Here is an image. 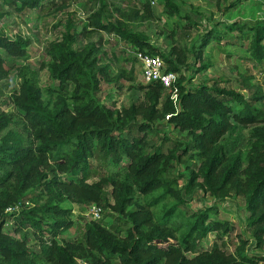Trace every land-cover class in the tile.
<instances>
[{
    "label": "rangeland",
    "instance_id": "1",
    "mask_svg": "<svg viewBox=\"0 0 264 264\" xmlns=\"http://www.w3.org/2000/svg\"><path fill=\"white\" fill-rule=\"evenodd\" d=\"M37 1L30 5L19 0H0V35L13 40L20 38L25 43L27 55L26 58L7 55V71L0 72V112L13 115L12 126L23 130L24 120L16 115L20 111L13 102V95L20 92L21 86L19 65H27L35 84L41 86L44 96H47L48 88L54 81L45 65L46 47L60 37L68 18L73 20L78 33L84 28H94L95 33L90 39L80 34L76 37V48L85 52L88 44L95 43L96 50L92 56L97 57L96 93L101 102L112 111L113 116L122 114L124 109L129 110L132 105L136 107L138 119L145 122L146 128H134L133 132L137 136L144 135L146 140H152L146 143L147 150H154L158 146L165 154L180 156L179 161L171 158V163L165 168L176 178L177 187L186 198L181 208L186 211H203L209 206L208 219L221 221L219 229L208 230L205 235L197 237L191 249L179 246V237L175 231L176 237L169 242L158 241L159 246L174 245L179 250L162 254L156 264H174L181 256L193 260L192 257L197 253L212 248L224 257L237 256V248L242 244L245 255L253 258L256 264H264V202H253L254 208L249 207L250 189L245 170L250 166L249 158L253 148H259L255 147V143L264 140V41L262 57L257 56L251 45L256 27L264 25V0H239L234 5H230L232 0H170L176 5L173 14L168 13L169 7L164 0ZM132 10L134 15L130 17ZM100 24H113L114 28H97ZM118 26L143 34L158 51L143 49V52L160 56L167 65L164 57L176 62L179 66V81L186 90L194 91L206 86L208 91L220 95L217 92L220 88H234L257 108L258 116L253 121H239L234 117L238 113L235 101L227 100V105L232 109L228 111L229 124L220 142L228 155L239 152L242 157L241 170L232 178L227 195L222 197L209 194L201 186L198 174L202 160L196 155L201 147L195 146L198 144L195 138L197 130L180 129L178 124L169 120L170 113L144 117L147 115L144 91L149 82L140 72L139 58L133 45L119 37L115 30ZM246 76H250V84L253 85H244ZM167 92V89L161 91L160 106ZM173 100L177 108L183 105L181 94H176ZM199 100L194 96L189 103L201 108L203 112H214L215 108L211 109ZM166 136L169 139H164ZM177 141L178 147L172 149ZM184 146H187L185 153H180ZM211 148L206 145L204 150ZM92 150L93 153L87 157L89 171L84 181L90 184L102 176L107 180L104 181L99 200L85 195L83 199L69 197L60 202L68 209L70 223L67 226H59L55 232L50 225L53 220H44L39 229L27 224L21 228L20 212L25 206L33 205L34 198L41 196V183L31 185L18 199L0 210L3 220L1 231L7 238L17 240L24 248L36 253L37 264H56L43 257V244L51 239L60 243L70 241L78 250L74 256L77 264L81 261L91 264H122L115 254L88 253V250L94 249L86 237L85 223L96 221L119 238H124L126 231L134 226L135 221L116 208L115 193H118L119 185L110 181L112 177H117L119 163L125 165L130 162V158L122 154L119 162H116L115 155L104 152L103 156L97 148ZM190 154L194 157H189ZM186 159L190 160L188 168ZM49 162L50 166L54 164L51 158ZM126 168L120 170L126 171ZM56 173L62 176L63 181H68L70 177L69 173L62 170H56ZM77 176H82V173H77ZM133 188V199L126 206L131 211L141 207L147 200V195L136 185ZM43 197L38 200L41 201ZM94 207H100V210L96 212ZM155 208L158 210L160 206ZM146 256H151V253Z\"/></svg>",
    "mask_w": 264,
    "mask_h": 264
},
{
    "label": "trees",
    "instance_id": "2",
    "mask_svg": "<svg viewBox=\"0 0 264 264\" xmlns=\"http://www.w3.org/2000/svg\"><path fill=\"white\" fill-rule=\"evenodd\" d=\"M34 5L37 0H19ZM170 14L176 11V5L170 0H164ZM239 0H232L234 5ZM134 15L132 10L130 17ZM129 16V14H128ZM71 18L66 20L60 37L46 47V67L54 83L48 88V95L36 85L29 68L19 65L21 76L20 92L14 93L13 102L17 105L23 118V130L12 126L13 115L0 112V210L8 203L18 199L22 192L36 183L43 184L40 201L34 198L31 206H25L20 212L21 228L27 224L39 229L44 220H53L50 225L54 230L59 226H67L68 209L60 204L65 198L76 197L99 200L103 192L104 176L88 184L85 177L89 171L87 157L97 148L100 153L115 155L116 162L124 154L130 162L119 163L117 177L111 182L118 186L116 208L128 214L134 226L126 231L124 238L116 237L96 221L85 223V234L94 250H88L90 255L99 252L115 254L122 264H156L162 254L179 250L174 245L163 247L176 234L179 246L191 249L197 237L206 234L208 230L221 227L220 220L208 219L210 207L205 210L186 211L181 208L185 196L178 188L176 178H173L165 166L173 158L179 161L177 154H165L157 146L147 150L144 135L134 134V128H146L145 122L138 119L136 107L117 113L105 107L97 95L98 75L97 57L92 56L95 43L88 44L83 52L76 48V37L80 34L90 39L95 29L76 31ZM97 28L111 29L113 24H100ZM119 37L133 45V50L143 52V49L158 52L143 34L134 33L123 26L115 28ZM251 44L258 57L263 56L262 41H264V25L257 26ZM145 53V52H143ZM7 55H18L26 58L25 43L19 39L13 40L0 35V72L7 71ZM167 69L179 72V66L171 58L164 57ZM8 63V62H7ZM9 65V64H8ZM250 76L244 77V85L250 86ZM145 89L144 100L146 118L170 113L169 120L174 121L180 129L197 130L195 138L201 147L196 152L202 164L199 168V178L203 190L212 195L225 196L229 193V184L241 170L242 157L239 152L228 155L220 142L228 127V111L232 107L227 100L235 101L238 113L234 114L239 121H253L257 117V108L246 101L242 92L234 88H220L214 94L206 86L194 91L186 90L179 81V74L173 86L176 94H181L183 105H174L172 88H164L158 81H150ZM169 90L161 106V91ZM194 96L205 102L214 112H203L196 105L189 103ZM136 108V109H135ZM164 139H169L168 136ZM178 141L172 145L178 147ZM206 145L212 146L204 150ZM250 153V166L247 171V183L250 189L249 207L254 208L253 202H264V140L257 141ZM185 147V148H184ZM180 153L186 151L184 146ZM189 157H194L190 154ZM188 157V158H189ZM54 160L51 164L49 159ZM188 168L189 159H186ZM49 165V166H48ZM126 171H121L126 167ZM121 168V170H120ZM56 170L69 173L68 181H63ZM81 172L82 176H77ZM52 173L51 176L49 174ZM147 195V200L138 209L127 210V204L133 199L134 186ZM84 190V191H82ZM140 204V203H139ZM160 206L157 210L155 207ZM146 211H145V210ZM208 219V220H207ZM0 217V264H37V254L24 248L20 242L7 238L1 231ZM173 223V226H170ZM175 231V233H174ZM56 232V230H55ZM26 239V236H24ZM243 244L237 248V256H226L217 250L201 251L193 256V260L181 256L174 264H256L253 258L243 252ZM70 242L60 243L54 239L43 244L44 259L56 264H77L74 256L78 250ZM213 250V251H212ZM32 255L31 257L29 254ZM151 253V256H146ZM225 258L226 260H224Z\"/></svg>",
    "mask_w": 264,
    "mask_h": 264
},
{
    "label": "built area",
    "instance_id": "3",
    "mask_svg": "<svg viewBox=\"0 0 264 264\" xmlns=\"http://www.w3.org/2000/svg\"><path fill=\"white\" fill-rule=\"evenodd\" d=\"M137 58H139L140 72L143 78L147 81H158L164 88H172L171 96L176 95V87L173 86L178 77V72L174 70H168L166 62L158 55L137 52ZM94 210L98 212L100 207H94ZM80 264H91L87 261H81Z\"/></svg>",
    "mask_w": 264,
    "mask_h": 264
}]
</instances>
